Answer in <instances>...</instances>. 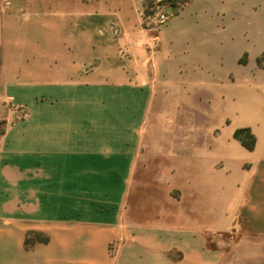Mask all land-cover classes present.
Segmentation results:
<instances>
[{
  "label": "rangeland",
  "instance_id": "obj_1",
  "mask_svg": "<svg viewBox=\"0 0 264 264\" xmlns=\"http://www.w3.org/2000/svg\"><path fill=\"white\" fill-rule=\"evenodd\" d=\"M54 1L52 9L58 8ZM1 2L4 85L8 78L20 86L36 81L26 90L40 96L47 80H63L64 67L76 62L84 78L108 74L122 82L131 76L138 84L141 62L149 59V65L140 98L137 91L129 97L109 92L110 83L94 84L52 106L33 104L32 118L23 123L27 105L9 99L0 79V138L14 121L11 134L19 135L22 148L30 137L60 149L82 137L85 150L100 152L94 162L83 160L92 172L85 181L98 185L86 186L85 197H125L142 202L148 213L162 212L163 264H254L243 236L251 237L252 221L247 212V222L241 220L233 201L252 181V170L264 165V73L249 72L264 67V0H94L105 12L84 15L76 44L60 27L59 14L31 8L35 0ZM245 127L250 133L235 135ZM250 134L259 138L256 149L255 143L249 148ZM124 151L144 159L130 183L124 181ZM141 165L162 170L157 187L140 182ZM237 241L248 248L232 253Z\"/></svg>",
  "mask_w": 264,
  "mask_h": 264
},
{
  "label": "crops",
  "instance_id": "obj_2",
  "mask_svg": "<svg viewBox=\"0 0 264 264\" xmlns=\"http://www.w3.org/2000/svg\"><path fill=\"white\" fill-rule=\"evenodd\" d=\"M1 1L0 9L5 7ZM58 1L56 9L51 8V3H56L54 0H35L36 3L30 5L36 12L44 10L59 14L60 27L69 30L66 33L72 39L83 35L85 14L93 16L94 12L104 11L94 0ZM69 17L74 20L69 21ZM72 42L76 44L78 39ZM148 65L149 59L141 62L136 84L132 83L131 76H125L122 82L113 77L109 79L108 74H105L108 79L95 78V74L84 78L80 75L81 65L76 62L71 69L64 67L63 80L53 77L47 80L48 89L40 96L26 90L38 83L36 81L20 86L16 79L8 78L4 85L3 73L0 79L2 90L9 99L27 105L28 116L20 122L23 123L32 118L33 104L37 107L52 106L60 97L76 96L80 89H90L94 84L110 83L109 92H123L129 97H132L131 92L137 91L140 98L142 88L147 84L145 71ZM152 66L154 70L158 69L155 59ZM249 72L251 76L264 73V67L254 65ZM21 90H25L22 94L26 93V97H20ZM41 97L43 99H38ZM17 123L11 122L0 138V264H163L165 216L162 212L148 213L140 207L142 202L134 204L125 197L103 202L94 195L85 197L86 186L95 188L98 185L93 180L85 181V174L92 172L83 166V160L94 162L100 152L85 150L82 137L79 141L70 140L75 147L52 148L45 139L43 144L37 143L36 137H30L27 148L19 147L16 145L19 135L11 134ZM258 143L256 136L255 149ZM187 152L190 154L189 149ZM124 155V181L130 183L137 164H142L144 159L138 156V160L137 154L131 151H124ZM142 168L141 165L139 177L143 186L157 187L162 170L151 172L148 167ZM150 173L154 176L149 177ZM252 175V181L241 186V196L234 197L233 202L238 204L237 215L245 223L247 218L242 219V215L244 212L249 214L254 232L250 238L247 232L243 236H247L250 243L248 247L252 249L254 264H264V165L254 168ZM247 195L251 196L250 205ZM167 219L176 220L174 216ZM228 228L212 232H224ZM219 238L220 243H224L223 238ZM241 243L237 241L231 252H243L248 248ZM114 244L117 245L115 249ZM5 253L11 255L5 257Z\"/></svg>",
  "mask_w": 264,
  "mask_h": 264
},
{
  "label": "trees",
  "instance_id": "obj_3",
  "mask_svg": "<svg viewBox=\"0 0 264 264\" xmlns=\"http://www.w3.org/2000/svg\"><path fill=\"white\" fill-rule=\"evenodd\" d=\"M250 133V130H249V128H239V129H237L236 130V132H235V135L236 136H239L241 133ZM250 137L252 138V142H251V144L249 145V148H253L254 147V143H255V137L252 135V134H250ZM43 240H46V238H42Z\"/></svg>",
  "mask_w": 264,
  "mask_h": 264
}]
</instances>
